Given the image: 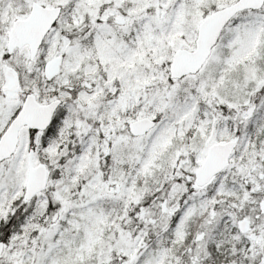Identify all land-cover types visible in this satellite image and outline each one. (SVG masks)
Returning <instances> with one entry per match:
<instances>
[{
    "label": "snow or ice",
    "instance_id": "1",
    "mask_svg": "<svg viewBox=\"0 0 264 264\" xmlns=\"http://www.w3.org/2000/svg\"><path fill=\"white\" fill-rule=\"evenodd\" d=\"M0 264H264V0H0Z\"/></svg>",
    "mask_w": 264,
    "mask_h": 264
}]
</instances>
